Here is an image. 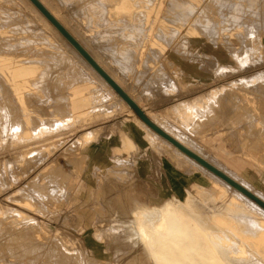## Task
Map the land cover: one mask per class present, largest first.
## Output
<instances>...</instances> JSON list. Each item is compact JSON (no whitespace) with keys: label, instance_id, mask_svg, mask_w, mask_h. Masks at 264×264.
<instances>
[{"label":"bare ground","instance_id":"1","mask_svg":"<svg viewBox=\"0 0 264 264\" xmlns=\"http://www.w3.org/2000/svg\"><path fill=\"white\" fill-rule=\"evenodd\" d=\"M0 1H2L4 4L6 3L12 4V6L17 5V4L20 5L19 1H21L32 11V13L37 17V19L42 25V26L41 25L38 26L39 24L35 22V20L34 21L28 20L26 18L27 14H25L26 16L24 15V12H25L24 9H23L24 12L23 10H20V9L18 11L8 10L10 11L8 12L7 9L5 10L2 7L0 8V31L2 30L4 31L5 29H8L9 32L13 34L12 36H0V59L6 60L8 59V57H14L15 59L28 58L27 61L25 60L23 61L24 64H35V65L38 64V65L44 66V69L42 68L43 72L40 74L39 80L38 81L33 80L34 82L31 83V87H33L34 90L36 88L40 92H43L46 96L45 99H42L32 92H26L25 94L23 93L24 96L21 98L19 94L21 89H19L17 84L15 83L17 80L14 82L11 77V73L9 74L7 71H3L0 68V130L4 129L6 132L14 131V133L16 132L17 135L19 136H26L27 140L32 139L33 142L36 139H38L37 140L38 142L35 141L36 143H31V141H29L28 145L30 146L33 145V147L36 146L35 148H38L37 150H34V151H37L36 157H35L36 159L40 156H43L46 159L47 157H49V152H47L48 150L46 151V147H47L46 145L48 144V141L50 143V138H49L50 136L46 138L47 140L43 139L44 141H46V144L43 147L42 145L40 146V144H42L44 141L39 142V139H41V137L44 138L43 136L46 137V133H45L47 132L46 130L48 129L50 130L53 127H55V129L57 128L56 130H54L55 131L54 134L56 135L57 130L58 131L61 130L59 129V125L63 124L64 122L63 119L65 118L69 117V119H65V121L67 120V122L68 121L72 122L74 118H82L81 115L82 113L85 112V110L82 109L83 105H79L80 104L79 101L74 98L73 91L77 89L78 87H80L82 84L84 85L86 83L93 84L97 86L98 88L101 87V89H103L105 92H107L112 97L111 101L114 100L116 102L115 105L116 104L119 105L123 111H126L129 114H132V112L130 111V109L133 111L132 107L121 97V95L114 89V87L100 73V71L92 64V62H90L82 54V52L58 29L56 25H54V23L43 13V11L32 0H0ZM35 1L41 6V8H43L51 16L53 20H55V22L59 26L63 28V30H65V32L73 39V41L77 43L80 46V48L92 59L95 65L105 75H107V77H109L140 108V106L137 104L139 102H136L137 101L136 98L134 97V99L136 100L134 101L130 97L131 96L129 95L130 93L128 94L125 91V89H123V86L125 84L121 87L120 85L121 81H119V79L117 78L119 75L117 74L118 76L116 77V75L112 73L113 71L111 72V70L108 69L107 66H105V63H106L105 58L103 59L98 53V47L103 44L102 41L104 40L106 41L108 39V38L106 39L107 36L105 37L104 40H102L104 38L102 36L101 38L102 41L97 40L96 36H94L95 38L93 37L91 38L85 34V32H87V30L91 27L81 29L80 27H75L73 25L76 28V30H79L78 31L79 34H77V31L75 34L73 31V28H70L72 26L70 25L69 27V24L67 25V22H69L68 20L67 22L60 20L62 16L59 17L58 13L61 11L59 12L55 11V8L57 7V5L56 7H54L53 4H50L46 0H35ZM66 1L64 2L66 3ZM76 1L74 0V2ZM109 1L111 2L114 0H109ZM146 1L150 7L157 0H145V2ZM168 1L169 0H158L159 10H161L165 4L167 5V3H169L168 8H167L169 12L168 11L167 12L168 14L173 13L174 14L173 17L175 19V22L171 20L172 25H175L173 23H177L179 24V26L177 25L178 26L177 29H175L176 28L175 27L170 32V34L172 33L171 39L166 40V38H163L164 40L160 39L161 41H164V42L166 41V43L169 42V45H170V41L173 42V39L177 35H181L182 36L181 39L183 40V42L180 40L181 41L180 46L184 49L189 44L187 39L194 40L191 36L192 35L191 33L196 32L197 35L204 38L205 44H208L209 48L214 50L211 53H207V52L203 53L205 54L204 56H206L205 58L210 60L208 61L209 63L207 62L209 65L205 63L206 67L209 68V66H212L213 69H216V68L221 69V66H223V65H220V62H221L220 57H219L220 55L217 52V48L220 47V44H221V46L224 47L226 53L230 55V59L234 61L233 57L235 56V59L237 60V62L240 61L243 65H246V66L248 65L251 68L253 59L257 57L255 56V58L254 57L251 58L254 55L249 56L250 55L249 51L251 52V49L253 48V46H251L254 41L253 39H255V37L254 38L252 37L256 36L253 34L255 33L258 34V38H257L258 40L264 39V34H260V33H264V20L262 19V21H260V18H259L258 20L259 23L257 24L255 21L254 23L249 22V19H248L249 15L254 14V13L252 14L248 12L251 10L254 11L253 9L256 7L255 3L256 2L258 3V0H202L205 3V5L202 4L203 6L201 7L194 0L192 1L191 0H171L170 2ZM69 2H71V0ZM74 2H72L73 5H74ZM88 2L89 0H87L86 3ZM91 2H89V4L87 5L90 6L93 4L92 7L95 6L94 4L96 3L93 2L92 4H90ZM86 3L84 4L86 5ZM104 3L105 2H103V4ZM259 3H261L260 0H259ZM71 4H70V7H72ZM101 4H102V0L100 3V6H102ZM67 5L69 6V4ZM89 6H88V9L91 7ZM97 6H99V4H97ZM92 7L90 8L91 10H92ZM83 8H85L84 5H83ZM109 8H110V5H109ZM109 8H107L108 16L110 15ZM146 8L144 10H139L133 13L131 16V18L133 19L135 18L133 21H136V19L137 21H139V19L143 17L147 23L149 8L147 9ZM164 8H166V6ZM88 9L85 8L86 11ZM95 9L98 10L101 8H94L93 11H95ZM98 11H97V15L95 12V15L97 18H99ZM104 11L105 10H103V13H105ZM73 12H75V14L78 13L76 12V10L75 11L73 10ZM73 12L72 14H74ZM84 12L82 10L81 14L79 15H82V13ZM79 13H80V10H79ZM87 13H85V16ZM99 13L101 12L99 11ZM115 13L117 14L116 11ZM79 15H75V16H79ZM126 15H122L118 19V21H114L113 25L104 24L106 25L104 28L107 29L106 31H110L109 32L110 36L115 35L116 34L115 31H118L120 34V30H122L121 32L125 30L126 31L134 30L132 32L133 34L136 30L137 31L136 34L139 32L143 34L141 37H139V42L144 43L143 41L147 39V36L145 35H147V32H148V30L146 29L147 28L146 23L142 27L141 23L137 25L136 23L137 21L132 22V23L131 21H128V20L126 21V19L124 18H129ZM169 15H172V14H169ZM169 15H166L167 18ZM214 15H218L219 21L215 19ZM255 15H257L258 17L259 14H255ZM166 16L164 15L165 18ZM88 17L89 16H87V18ZM94 17L92 16V18ZM101 17H102V13H101ZM173 17H170V18H173ZM260 17L263 18V16H260ZM82 18H84V16ZM82 18L80 16V19ZM97 18L95 19V21L98 20ZM64 20L66 21V19ZM104 20L105 18H103V21ZM103 21L100 22L102 26H104L102 23ZM143 21H142V24H144ZM92 22L90 24H92ZM96 22L98 23V21ZM97 23H95V26H98L96 25ZM74 24L76 25V23ZM140 25L143 29L138 31L137 28L140 29L141 27H138ZM46 30H49L52 33L53 37L56 38L58 42L60 41L66 47L65 50H67L68 54H65L63 52L64 48L61 47V45H59L58 43L52 42V37L49 36ZM82 30L85 32H83ZM234 30H238V32L234 34L236 37V41H234L231 38V35H224L223 38L221 37L223 33L231 32ZM27 32L32 33L34 35L33 38L35 39V41L38 40V42L37 41L35 42L32 38H31L32 40L31 39L29 40L28 38H25V37H22V38L19 37L21 33L25 34ZM167 35L169 37L168 33ZM133 38H136V40H138V37L136 36ZM159 38L157 39L159 40ZM125 40H128V39L126 38ZM254 42L258 44L259 41L257 42L254 41ZM36 43L44 44V46H47V49L50 48V49L57 50L55 53L57 57L52 56L53 55L52 53L54 52H51L47 49L45 51H42L39 49L37 50L36 48H34V46H36ZM88 43L96 46L97 49L94 46L90 47ZM259 45L263 46L264 48V43L262 44L259 43ZM250 47L252 48L248 50V48ZM92 48H95V50ZM135 50H133V48L131 47L127 49L126 53L127 55H130L131 53L137 52ZM253 51H255V49ZM57 52L59 53L58 55H57ZM103 52H104V55L107 54V52L105 51ZM140 55L142 56V53H140ZM153 55L155 56V57L153 56L154 58H158V56L164 55V54L162 53L161 50L156 49V51H153ZM151 60H153V58ZM202 60L203 59H201V61ZM198 61L200 60L198 59ZM168 62L170 61L168 60ZM191 62L192 61H190V63ZM143 63H146V62H143ZM250 63L251 65H249ZM171 65L173 66V64ZM175 66L178 67L176 63H175ZM255 66L256 65L254 64V67ZM164 67L162 66L163 70H164ZM252 68H253V65H252ZM82 69H85V71L87 72L86 75ZM159 71L161 72V70ZM156 77L158 78V76ZM94 79L99 83L100 86L96 85L92 81ZM178 79H180V77H177V80ZM163 80L165 81L163 82ZM166 80L167 79H164L163 77L161 79L159 78L158 80H155L154 84H157L156 88L159 89L158 87H160V85L165 83ZM172 80L174 81V79ZM242 80H237V81L238 83L243 84L242 86H244V84L245 85L247 84L245 87L246 89H248L249 83L247 82L242 83ZM254 80L256 79L254 78ZM244 82H245V78H244ZM252 83H255V82H252ZM173 84L176 88H178V86L175 83ZM148 85H150V83ZM153 85L151 87L149 86L150 88L147 87L145 92H147L148 95L151 94L152 96V94L154 93L153 90L155 89V87ZM256 85L255 86L250 85V87L253 86V89H249L250 92L247 91L248 93L244 94L245 96L244 99L247 103L245 104L246 105L249 104V107H247V109L244 108L243 110H241L243 114L245 113L244 115L246 117H244L243 115L244 119H246L245 121L244 119H241V120L239 119L240 121L236 119L235 121L230 122L231 123L230 124L229 116L227 118L228 120L226 119L227 112L236 111L237 113V111H239L238 109L239 106L237 108L238 104H236L235 106L233 102H230L231 105L233 103L232 106L236 107L238 110L231 109L230 111L229 109L228 111L227 110L228 106L226 105L227 104L226 103L225 105L227 107H225V110H227V112L224 114H221L224 110V107H223L225 106L224 103L226 102V101L224 102L223 99L224 98L227 99L225 95L226 96L230 95V94L228 95V93L223 94V92L227 91V89L221 88L220 91H216V90L213 91V95H215V98L212 97L213 99H210L208 105L206 104L207 105L206 107H199L197 108V110H192L194 108L193 106L186 107L188 108V111H189V117L185 116L187 117L188 120L185 122L183 121L182 123L184 125L183 127L190 128L189 129L190 131L194 130L196 133H199L200 132L199 128L201 127V125H198L196 121L204 122V120H206L207 121L206 123H209L210 125H212L211 130L215 131L217 129L215 131L217 132L218 130L220 131L221 129L220 132L224 133V135L227 136L228 141L232 140L228 132H231V133L235 132L237 133L236 136H238V133L244 136L245 135L249 137L253 136L254 141L257 139V143L260 142L261 144L264 145V136H263L264 116L259 115L261 113L259 112L260 106L258 107L255 105L256 102H258L256 100L258 99L261 100L264 93L260 92L258 88L256 91L255 90ZM227 92H230V91L228 90ZM231 92L234 93L233 90ZM244 92H246L245 89H244ZM236 93L237 91H235V94ZM98 94H100L99 91H98ZM241 95H239V97L237 95L239 102H242L244 100L241 97ZM230 96H231V101L233 100L235 102V99H232V93ZM143 97L144 96L142 95V98ZM96 102L97 100H94V103ZM109 105L110 104L108 103V105H105V106H109ZM243 106L245 105L243 104ZM150 113L151 114L149 115H152V112ZM262 113H263V110H262ZM234 114H231V115L234 117ZM222 115L225 117L223 118ZM237 115H240V114L238 113ZM220 118H223L221 119L222 121L220 120ZM134 119H135V123H137L140 126V128L143 127L145 129V131L148 134V137L147 136L146 137L149 139L151 137L152 139L151 143L155 147V149H157L158 146H160L163 148V149L161 148L162 152L163 150L164 152H167L165 154H167L171 158L176 170L182 172L183 174L187 176H192L196 173L203 174L204 177L206 176L213 183V189H209L204 186H199L194 191H186L188 192V196L186 197L185 202H182L178 200V198L173 197L169 200L170 202L168 201L167 204L162 208L146 209L142 207L139 211L135 212L133 211V205L138 203L140 199L138 196H135L136 195L135 187L132 188L134 186L132 185V183L134 184V182H136L135 179H134V182L133 181L130 182L127 180L128 173L130 171H133L132 168L127 167L128 166L127 164H129V162L126 163V161L123 160L124 163L120 162L121 165L115 168L116 170L114 168H112L113 170L111 169L108 170V172L110 171L109 176L112 177L111 178L112 180L110 181L109 186H105L100 181L101 179L100 177H102L101 176L102 174L98 173V170L101 171V168L95 170V172L93 171L94 172L93 173L94 183L96 184V187H95L96 189L94 192V200H93V203L91 204L92 208L95 209L96 211V209H98L100 206L101 207L104 206L105 208H107L108 210L112 212L111 216H115L114 219H107L106 217H104L103 219H98L101 224L106 222L108 226L104 229L98 228L96 230L95 237L99 241H105L107 245L111 243L114 246V249L118 252L117 254H119L121 257V258L119 257L118 260L114 261L115 264H146L145 257L147 256L151 259L153 264H264V207L261 206L259 203H257L254 199H252V196H253L264 204V194L260 190L252 186L250 183H248L246 180H244L235 171H233L226 164H224V162L219 161L220 159L218 160L216 157L208 155V153L205 152V149L201 147L200 145H195L196 142L193 143L194 140L192 142L191 140L187 141V138L185 139V136L183 135L184 134V131H183L184 129L182 130L183 127L177 130V129H173L172 127L165 125L160 120L156 122L160 126V128L161 129L163 128L167 132L168 135L170 134L169 136H171L176 142L181 144L191 153L195 154L196 156L204 160L208 165L213 167L217 172L221 173L225 178L216 174L212 170L202 165L196 159L192 158L185 152L181 151L178 147H176L170 141L162 137L152 128L151 129L155 133H157V135L153 133L152 131H150L149 129L150 127L146 123L145 124L149 128L145 124H143L144 122L142 120L141 121L143 123L138 118H134ZM190 119H192V121ZM224 119H226L225 120L226 122L223 124ZM201 122H198V123L203 124ZM193 123L196 126L192 125ZM191 125L194 127L191 128ZM225 126L226 128H223ZM61 128L63 129V125L61 126ZM49 130L48 132L52 133V129L50 131ZM64 132L65 134L68 133V132L66 133V131ZM252 132H253V135H252ZM63 135L64 134H61L59 137ZM89 135L90 134H84L82 138L76 139V141L74 143H71V145H69L65 150V153L67 151V153L72 154V156L69 157L67 161L73 166L71 172L64 170V168L60 164L52 163L48 165L47 168L40 171L34 177V180H32L33 181L31 183L32 188L35 187L37 184H40V183H43V181H46L45 183L47 184V188L42 187V190L43 192L46 191L48 192V194H51L52 197H47L45 195H42V197L45 198L46 203L40 201L39 198L38 199L34 198V200L36 199L37 201L35 202L28 201L26 203L19 202V204H21L20 206H22L24 209L38 212L41 215H51L49 217H52L57 214L56 212H53L46 204L52 205L54 202L57 204V202L61 200L59 198H62L59 196L65 197L68 204L72 205V203L74 202L73 200L74 192L75 191L77 192L78 190L81 191L88 187L87 184H80V186H78V184L76 183V180H74V174H76V176H80V175L82 176L85 174L87 167H89L88 162H87L89 156L85 153L84 154L78 153L79 151H81L82 147L85 148L86 145L90 144L91 141H88ZM34 138L36 139L34 140ZM52 138L53 137H51V139ZM54 138L53 140H55ZM15 139L16 137L14 138L13 142L15 141ZM149 139L147 140L149 141ZM19 141L23 142L22 139ZM240 141L235 140V146L237 147L236 148L237 152L240 153L242 151H246L248 154H251V155L253 154V152L251 151L258 152L257 151L258 149L255 148L256 146L254 144L255 143L254 141L252 142L254 145L250 148L246 146V143H247L246 140H243V144ZM122 142H124L125 144L123 148L118 149V152L116 151L118 155L122 152L131 154L137 150L136 145L128 137L123 138ZM14 144H18V143L15 142ZM6 145L9 146L8 144ZM55 145L57 144L55 143ZM249 145H251V143ZM79 147L81 148L79 149ZM20 148L21 147H19V149ZM54 149L56 148L55 147L51 148L52 151ZM262 149H264L263 146H262ZM52 151L50 152L52 153ZM161 151L160 153H162ZM30 154L31 153L26 154L23 159L20 158L21 162L23 161V164H25L24 161L28 158V155ZM261 161H262V158H261ZM259 163L264 165V160ZM39 164L40 163H38L35 166L38 167ZM121 167H124V169L126 167L125 169L126 171L123 170L124 172L122 174H120L122 171L120 172L119 170H117L118 168H121ZM129 169H132V170L129 171ZM217 189H220V192H218ZM242 189L245 192L249 193L250 195L246 194L244 191H242ZM141 201H144V200H141ZM12 210L13 209H11V211ZM15 211L16 212L12 211L13 212L11 213L12 215L10 214L11 216H9V218L7 219L10 221L14 220L13 222H3L2 219L4 217L2 215L4 213L0 210V222H1L0 223V260L3 256H5V258L8 261L10 262L14 261L23 253L21 249L24 250V249L29 248L28 253H26L25 259L23 260L24 262L26 261L27 264H41V261H40L41 257L43 258L45 257L44 258L45 260L42 259L43 261L42 264H64L65 262H60V260L57 261L58 257H56V255H52V254L48 255V252L45 250V248L49 247L53 243L57 245V247L64 248L61 244L63 243L61 240L62 238H65V236L61 235V236L52 237L48 228L45 227L41 222L37 221L32 216L25 214L23 211H20V210L18 211L15 210ZM74 216L77 219H80L81 223L82 222L84 223V219L81 215L74 214ZM23 229L24 231H26L24 234L22 233L16 234L17 231H21ZM3 231H4V234H3ZM26 237L37 238L40 242H42L40 249L38 250L37 246L31 243L28 244L25 242H21V240L25 239ZM66 238L69 239V242H71L72 246H74L75 252H77L78 255L80 256V260L78 261H81V264H88L87 263L88 261H90L91 264H113L114 263V262L113 263L104 262L100 259L90 258L88 256L86 248L84 247V244H82L80 241H74L68 236H66ZM52 240L54 242H51ZM7 252H8L9 257L6 256ZM54 253H57V252H54ZM19 262H22V261L16 260L15 263L13 264H17Z\"/></svg>","mask_w":264,"mask_h":264},{"label":"rangeland","instance_id":"2","mask_svg":"<svg viewBox=\"0 0 264 264\" xmlns=\"http://www.w3.org/2000/svg\"><path fill=\"white\" fill-rule=\"evenodd\" d=\"M46 1L49 2L50 4H53L54 7H56V5H57V7L55 8V11H57V12L61 11L58 13L59 14L58 16L63 17V18L61 17L60 20H63L64 22H67V20H68L69 22H67V25L69 24V27H70V25L72 26L70 28H73V31L75 34H76V31H77V34H79L78 33L79 30H76L75 27H80L81 29L91 27L87 30V32H85L83 30L82 31L85 32V34L91 38L92 37L95 38L94 36H96L97 40H101L102 36L104 37L102 40H104L105 37L107 36L106 39L107 38L108 39L106 41L101 40L103 42V44L98 47V53L100 54V56L103 59L105 58V61H106V63L104 62L105 66H107V68L110 69L111 72L113 71L112 73L114 75H116V77L119 75L117 78L119 79V81H121L120 83L122 85L125 84L124 88L126 90H128V92H130L133 97L138 98L140 101H141V99H142V101L145 100V98H142V95H140V94H141L143 89H145L147 86H149L148 83H151L153 85L155 80H158L159 78L161 79L162 77L165 79L169 75L170 76L171 75L172 76L173 75L178 76V77H180V79H178V80L175 79L174 81H172V83H170L171 81L168 80L167 82L160 85V87H158L159 89L156 88L157 84H154L153 86L155 87V89L153 91L156 90L154 93H156V94L158 93L157 95L161 96L162 95L161 93L163 92L161 90H163V89H165L167 91H169V89H170V92L171 91H174V92L179 91V93L176 96H174V98L177 99L180 95H183V94H185V95L187 94L189 96H194L197 92H209L210 91L209 94L206 93L205 97H202V98L200 97V99H197L193 102H189V103L184 104L183 107L180 106V107L176 108V112L180 113L179 116L182 117V120L184 122L187 121L188 120L187 117H189V111H188V108H186V107L193 106L194 108L192 110H197V108H199V107H206L208 105L210 99L215 98V95H213V91H215V90L220 91L221 88H226L227 91L229 90L230 92L225 91V92H223V94L228 93V95L229 94L231 95V93H232V99H235V102L233 100L231 101L230 95H229L230 97L225 95V97L227 99H225V98L223 99L224 102L226 101L224 103V105L227 103L226 105L228 106V109L227 108L226 109L228 111H229V109H230V111H231V109L232 110L233 109L234 110L239 109V111H237V113H236V111L227 112V110H225V107H227V106L226 105L223 106L225 112L223 110V112L221 114H224L227 112L226 113V115H227L226 119L229 116V123L235 121L236 119L241 120V119H244V117H246L244 115L245 113L243 114L241 112V110H243L244 108L247 109V107H249V104L246 105L247 103L244 99L245 98L244 94L248 93L247 91L250 92L249 89H253V86L258 84V85H256L255 90L257 91V88H258V90L260 92L264 93V87H263L264 86V77H263L264 76V64H263L264 63V50H263L264 48H263V46L259 45V43L260 44L264 43V39L258 40L257 39L258 34H256V33L253 34L256 36H253L252 38L255 37V39H253V40L256 42L259 41L258 44L252 40L253 43L251 46H253V48L252 47L248 48V50L252 48L251 52L249 51V54H250L249 56H252V55H254V56H252L251 58H253V57L255 58V56L258 57V58L256 57L255 59H253V62H252L253 68H252L251 63L249 64V65H251V68H250V66H248V65L247 66L243 65L239 61V59H238L239 62H237V60L235 59V56L233 57V55H232V57H233L234 61L232 59H230V55L228 53H226L224 47L221 46V44H220V47L217 48V52L220 55L219 56L220 61H221L220 65H223V66H221L222 70L220 68L213 69L212 66H209V68L206 67V64H208L209 63L208 61H210V60L206 59L205 58L206 56H204L205 54H203V53L204 52L211 53L214 50L209 48L208 44H205L204 38L197 35L196 32L191 33L192 34L191 36L194 40L187 39L189 44L184 49L180 46L181 41L183 42V40L181 39L182 38L181 35H177L173 39V42L170 41V45H169V42L166 43V41L164 42V41L160 40V39L164 40L163 38H166V40L171 39L172 33L170 34V32L175 27H176L175 29H177V27L179 26V24H177V23H173L175 25H172L171 20H173L175 22V19L173 17L174 16L173 13H169L172 15L168 14L169 11L167 10V8H168L169 3H167V5L165 4L163 6V8L161 10H159L158 0L155 3H153L152 6H150V7L147 4V1L145 2V0H114L111 2L109 0H104V1L102 0L101 5L103 7L107 5L106 7L103 8L102 6H100L101 0L100 1L99 0H94V1L89 0V2L92 1L90 4H92L93 2L96 3V4H94L95 6H93V7H92L93 4L90 5L92 7V10H91L90 9L91 7L89 5H87V4H89V2L86 3L87 0H84V1L79 0V2H81V3H79L78 0L77 1L75 0L76 2H74V0H71V2H69L70 0H67V1L64 0V1H66V3L63 0L62 1L61 0H46ZM170 1L171 0H169L168 2H170ZM194 1L197 2L200 7L205 5V3L202 0H194ZM72 2H74V5ZM103 2H105V3L103 4ZM260 2L261 3H259V0H258V3L257 2L255 3L256 7L253 9L254 11L251 10L248 12V13H252V14L254 13L253 15L248 16L249 22H251V23H254V21H255L258 24L259 18H260V21H262V19L264 20V15H263V13H264V0H260ZM19 3H20V5L17 4V5L12 6V4H8V3L4 4L2 1H0V8L2 7L5 10L7 9V11L8 10L18 11L19 9L20 10L24 9L25 10V12L23 10L24 15L27 14L26 18L28 20H31V21L35 20V22H37L39 24L38 26H40L41 23L39 22L37 17L32 13V11L25 4H23L21 1H19ZM84 3H86V5ZM1 4L2 5L4 4V5L2 6ZM64 4H66V5H64ZM67 4H69V6ZM70 4L72 5V7H70ZM82 4L85 6V8L88 9V6L90 8L86 11L85 8H83ZM97 4H99V6H97ZM109 5H110V8H109ZM5 6H6V8H5ZM15 6H16V8H15ZM165 6H166V8H164ZM66 7H68V8H66ZM146 7L149 8L148 9L149 11H148L147 23L143 17H142L143 19L140 18L139 21H137V19H136L137 22L133 21L135 18L134 19L131 18L132 14L139 11V10H144ZM57 8H59V9H57ZM61 8H62V10H61ZM94 8H101L98 10L102 13V17H101V13H99V11L97 9H95V11H93ZM107 8H109V10H110L109 16H108ZM81 9L83 10V12L85 11L84 13H82V15L84 14L83 15L84 18H82L83 17L82 15H79V14H81V11H82ZM102 9L105 10L104 11L105 13H103ZM114 9L117 12V14L115 13ZM73 10L74 11L76 10V12H78V13L75 14V12H73ZM79 10H80V13H79ZM96 10L98 11V16L100 19L96 17V15H97ZM10 11H8V12H10ZM72 12L75 15H79V16H75L74 14H72ZM95 12H96V15H95ZM85 13H87L86 16H85ZM113 13L116 15H114ZM120 13H121V15H120ZM162 14H163V16H162ZM255 14H259L258 17ZM103 15H104V17H103ZM117 15H119V16H117ZM122 15H126L129 17V18H124V19H126V21L127 20L131 21V23L136 22L137 25H139L141 23L142 27L146 23V27H147L146 29L148 30V32H147V35H145V36H147V39H145L143 41L144 43L139 42V37H141L143 34H141L139 32V33H137L138 34L137 35L136 30L134 32L135 34L134 33L132 34V32L134 30L133 31H131V30L126 31L125 30L126 32L125 31L121 32L122 30H120V34L118 31H115L116 34L113 36H110V33H109L110 31H106L107 29L104 28L106 25H104V24L113 25L114 24L113 22L118 21V19ZM164 15L165 16L169 15V16H168V18H167V16L165 18ZM72 16H74V17H72ZM80 16L82 19H80ZM87 16H89L91 18H89V17L87 18ZM92 16L93 17L95 16V17L92 18ZM260 16H263V18H261ZM75 17H76V19H75ZM170 17H173V18H170ZM214 17H215V19H217L219 21L218 15H214ZM77 18H79L80 20ZM96 18L98 19V20H96V21H98V23L95 21ZM103 18H105L104 21H103ZM64 19H66V21ZM100 20L103 21L102 23L104 26H102V24L100 23L101 22ZM90 21L92 22V24H90L91 23ZM142 21L144 24H142ZM170 21H171V23H170ZM74 23H76V25ZM95 23H97L96 25H98L99 27L95 26ZM141 25L138 27H141ZM142 27L140 29L137 28V30L138 31L142 30L143 29ZM170 28H172V29H170ZM161 29H162V31H161ZM46 31L49 34V36L52 37V42H55V43H58L59 45H61V47L64 48L63 52L65 54H68L67 50H65L66 47L60 41L58 42L56 40V38L53 37L52 33L49 30H46ZM100 31H101L102 35H101ZM130 31H131V33H130ZM159 31H161V32H159ZM237 32H238V30H234L231 32H225V33H223V35H221V37L223 38L224 35H231V38L234 41H236V37L234 34H236ZM107 33H109V34H107ZM167 33L169 34L170 38L168 37ZM10 34L11 33L9 32L8 29H5L4 31L3 30L0 31V36H12L13 35V34H11V35ZM95 34H97V35H95ZM194 34H195V36H194ZM260 34H264V33H260ZM28 35H30V36H28ZM32 35H33L32 33L27 32L25 34L21 33L19 35V37L20 38L25 37V38H28L29 40L32 38L35 41V39L33 38L34 35L33 36ZM165 35H167V36H165ZM135 36L138 37V40H136V38H133ZM126 38L128 40H125ZM130 38H132V39H130ZM157 38H159V40ZM36 41L38 42V40H36ZM163 42H164V44H163ZM38 44L39 43H36V46H34V48H36L37 50L39 49V50L45 51L47 49V46H44V44H39V45ZM166 44H168V45H166ZM89 46L93 47L94 45L89 44ZM94 47L97 49L96 46H94ZM131 47L133 48V50L136 49L135 51H137V52H134V53H131L130 55H127V53H126L127 49L131 48ZM141 47H142V49H141ZM149 47H150V49H149ZM95 48H92V49L95 50ZM156 49L161 50L164 55H160L161 57L158 56V58H154L155 56L153 55V51H156ZM254 49H255V51H253ZM47 50L54 52V53H52L53 55L52 54L51 55L57 57L55 54L57 50L50 49V48ZM103 51L107 52V54L104 55ZM140 53H142V56L140 55ZM58 54L59 53L57 52V55ZM262 56H263V58H262ZM13 58L14 57H8V59H6V60L0 59V68L3 71H7L9 74L11 73V77H12L14 82L16 80L18 81V83H17V81L15 83L17 84L18 88L21 89L20 93H19L20 97L22 98L26 92H32L35 95H37L38 97L45 99L46 96L43 92H40L36 88L34 90V88L31 87L32 82L39 80L40 74L43 72L44 66H41L38 64L37 65H35V64H24L23 61L24 60L27 61L28 58H18V59H15V58L13 59ZM152 58H153L154 62H153V60H151ZM166 59H167V61H166ZM198 59L200 61H198ZM201 59H203V60L201 61ZM18 60L21 62H19ZM146 60L149 62L143 63V62H146ZM168 60L170 62H168ZM261 60H262V62H261ZM190 61H192V62L194 61L195 63L194 62L190 63ZM201 62H202V64H201ZM134 63H135V65H134ZM175 63L177 64L178 67L175 66ZM171 64H173V66ZM189 64H191V65H189ZM254 64L256 65L255 67H254ZM169 65L172 67H170ZM162 66L163 67L165 66L166 68L164 67V70H163ZM82 70L85 72V75H86L87 72L85 71V69H82ZM159 70H161V72ZM164 73H165V75H164ZM156 76H158V78ZM36 77H37V79H36ZM154 78H155V80H154ZM244 78H245V82H244ZM254 78L256 80H254ZM257 79H259V80H257ZM182 80H184V81H182ZM237 80H242V83H246V82L249 83V87H250V85H253V86H251L252 88L251 87L249 88L247 86L248 89H246L245 86L247 84L246 85L244 84V86H242L243 84L238 83ZM251 80H252V82H255V83H252ZM92 81L96 85L100 86L99 83L95 79ZM164 81L165 80H163V82ZM175 81H176L175 84L178 86V88H176L173 84V82H175ZM178 81H182L186 85L191 84L188 82L193 83V81H195L194 82L195 86H194V84H191V87L181 89ZM19 82H21V83H19ZM250 82H251V84H250ZM167 83H169V84H167ZM260 83H261V85H260ZM141 84H143V86H142L143 88L141 91H139V87L141 86ZM25 85H27L28 87ZM162 86H164V87H162ZM170 86L172 87V89ZM232 86H234V87H232ZM217 87H219V88H217ZM167 88H169V89H167ZM262 88H263V90H262ZM244 89L246 90V92H244ZM232 90L234 91V93L231 92ZM98 91L100 92V94H98ZM235 91H237L236 94H235ZM238 91L241 94L242 93L243 94L241 95ZM136 92H137V95H136ZM263 93H261V94H263ZM73 94H74V98L79 101V103H80L79 105H83L82 109H84L85 112L82 113V115H81L82 118H74L72 122H70V121L67 122V120L65 121V119H69V117L63 119L64 120V122L62 124L63 129L61 128L62 125H59V129H61V130H59V131L57 130L56 135L54 134L55 133L54 130H56L57 128L56 129H55V127L51 128L52 133L48 132L49 129L46 130L47 131V132H45L46 137L45 136H43L44 138L41 137L42 141H41V139H39V142H43L44 141L43 139H46V138H48V136H50L49 137L50 143L48 141V144L46 145L47 146L46 151L48 150L47 152H49V157H47L46 159L43 156H40L36 159L35 157H36L37 151H34V150H37L38 148H35L36 146L33 147V145H31V146L28 145L29 141H31V143H36V142H38L37 141L38 139L34 138V140L36 139L35 140L36 142L35 141L33 142L32 139L27 140L26 136H19V135H17L16 132L14 133V131H11V132L8 131L9 132V134H8V132H6L4 129L0 130V137H2V138H0V143L2 141V143L0 144V210L4 213L2 215L4 217L2 219V221L3 222H13L14 220L10 221L7 219L9 218V216L12 215L11 213L16 212L15 210H17V211L20 210V211H23L25 214L32 216L34 219L41 222L45 227H47L48 230L50 231L52 237L64 235L65 238H62V240H61L64 244H66V245H64L63 243H61L64 248L57 247V245H55L54 243L51 244L49 247L45 248V250L48 252V255L49 254L56 255V257H58L57 261L60 260V262H65L64 264H81V261H78V260H80V256L78 255L77 252H75L74 246H72V243L69 242V239L66 238V236H68L69 238H71L74 241H80L82 244H84V247L86 248L88 256L90 258L100 259L104 262L113 263L114 261L118 260L120 257V255L117 254L118 252L114 249V246L111 243L107 245L105 241H99L95 237V234H96L95 229L96 230L98 228L104 229L108 226L106 222L101 224L98 219H103L104 217H106L107 219H114L115 216H111L112 212L110 210H108L107 208H105L104 206L103 207L100 206L98 209H96V212L98 214V218H97V216L91 217L92 223L90 224L89 229H88L89 225H87L86 222L81 223L80 219H77L74 216V214L78 215L80 212H82L81 211L82 209H90L92 207L91 204L93 203V200L91 199L89 201L87 199V197L89 195H91V197H92V194H93V198H94V190L96 189L95 188L96 184L94 183V179L92 178L93 176L90 175L91 169L89 171H87L86 174H84L82 176L80 175L82 178L80 176H76V174H74V180H76V183L78 184V186H80V184H87L89 188L91 187L92 191H89V189H87V188L83 189L81 191L80 190H78L77 192L75 191L73 194L74 202L72 203V205H69L66 198L63 196H59L62 198H59V199H61L59 202L56 201L57 204L54 201H53L54 203L52 202L53 203L52 205L46 204V205H48V207L53 212H56L57 215H54L52 217H49L51 215H41L38 212H34V211H31L28 209H24L22 206H20L21 204H19V202L20 203H26L28 201H32V202L37 201L36 199L34 200V198H37V199L39 198L40 201L46 203V200H45V198L42 197V195H45L47 197H52L51 194H48V192H46V191L43 192V190H42V187L47 188V184L45 183L46 181H43V183L37 184L35 187L32 188L31 187V183L33 182L32 180H34V177L40 171L44 170L45 168L48 167V165H50L52 163L60 164V165H62L64 170L71 172L73 166L67 161H68V158L72 156V154L67 153V151L65 153V150L69 145H71V143H74L76 141V139L82 138L84 134H87L89 132H91V134L89 135V138H88L89 139L88 141H91L90 144L86 145L85 148L82 147V149H84V150L81 149V151H79L78 153H80V154L85 153L87 155H91V157H90L91 159L89 161L91 162V167H92L93 171L97 170V168L99 169L103 165L105 166V164H103V163L102 164L97 163L98 161H102L103 157H106L108 159V162H109V166L107 167L108 170H110V169L113 170L112 168H114V169L117 168L120 164L118 165V163H116L115 161H117L119 159H124L127 162H129L130 165L127 164L128 165L127 167L133 169V171H130L132 169H129L130 172L128 173L127 180L130 182L131 181L134 182V179H135L136 182H134V184L132 183V185H134L132 188L135 187V193H136L135 196H138L140 199V201L138 203L133 205V211H135V212L139 211L142 207H144L146 209L162 208L170 200V199L168 200V199L160 198V196H161L160 187L163 184V181L161 182L160 177L158 178V182L152 183L151 182L152 178L150 177L149 173H145L146 176H144V175H141L140 172L138 171L137 162L135 163V160H137V158L142 155L141 151H135L134 153H131V154H128L126 152H122L118 155V153H117L118 149H115L114 151L108 150V149L111 145L116 144L117 147L120 146L121 141L118 140L119 137L118 136H111L109 134V132H106V134L103 135V133H101V130H98V127L100 125H102L106 122L114 121L113 119L118 118V117L126 114L127 112L123 111L119 105H117V104L115 105L116 102L114 100L111 101L112 97L107 92H105L103 89H101V87L98 88L97 86H95L93 84H89V83H86L84 85L82 84L80 87H78L77 89H75L73 91ZM237 95H238V97H239V95H241V97L244 99L243 100L244 102L243 101L239 102ZM155 98L156 97H153L150 100L145 101L143 103L141 101V105L144 106L145 104H147L149 102L151 103ZM263 98H264V94H263V97L261 100L260 99L256 100L258 102H256V104H255L258 107L260 106L259 107V110H260L259 112H261L259 114L260 116L261 115L264 116V106H263L264 105V99ZM157 99H161V98H157ZM157 99H155L154 101L157 102L156 101ZM94 100H97V102L94 103ZM230 102H233L235 104V106H236V104H238L237 108H238V106H239V108L237 109L236 107L232 106L233 103L231 105ZM108 103L110 105L105 106V105H108ZM243 104L245 106H243ZM260 104H262V105H260ZM155 105H156V103H155ZM231 107H233V108H231ZM192 110H191V112H192ZM262 110H263V113H262ZM184 112H186V113H184ZM228 113H230V114H228ZM238 113L240 115H237ZM112 114H114V115H112ZM231 114H234V117ZM243 115H244V117H243ZM151 116L153 117L154 115H151ZM185 116H187V117H185ZM222 117L224 118L225 116L222 115ZM232 117H233V119H232ZM167 118L173 126L178 127V128H176L177 130L180 129L179 127H181V128L183 127V124H182L183 121H182L181 125H179L177 123V118H176V115L174 113L168 114ZM223 118H220V120ZM76 119H77V121H76ZM119 119H116L115 121H118ZM226 119H224L223 124L226 122L225 121ZM155 120L158 121L157 118H155ZM190 120L192 121V119H190ZM245 120L246 119H244V121ZM249 122H250V120H249ZM64 123H65V125H64ZM130 125H133V124L130 123ZM223 128H226V126ZM189 129L190 128H184V127L182 128V130L186 131L187 134H189V136L198 140L197 133L194 130L190 131ZM63 130L66 131V133L67 132L68 133L65 134V132ZM190 132H192L193 134ZM48 133H50L52 135H50ZM57 133H59V134H57ZM61 134H64L65 136L63 135V136L59 137ZM228 134L232 138V140L230 141L231 142L230 144L233 146V148L235 149L236 152H237V149H236L237 147L235 146V140L236 141L241 140L240 142L242 144H243V140H246V142L248 143V144L246 143V146H248L249 148L255 144V146H256L255 148L258 149V151L262 150V146L264 148V145L261 144L259 141H258L259 143H257V139L255 141L253 140V136H252L253 132H252V135H250L252 137H249L246 135L244 136V135L238 133V136L240 135L243 138V140L240 136L239 137L236 136L237 133H235V132L234 133L228 132ZM57 135L59 138L57 137ZM203 135H205V134H203ZM263 136H264V133H263ZM15 137L17 140L15 139V141L13 142ZM51 137H53V138L56 137L58 140L56 138H54L55 140H53V138L51 139ZM7 138H9V139H7ZM21 139L23 142L19 141ZM248 140H250V141H248ZM24 141L25 142L27 141V142L25 143ZM57 141H58L59 145H58ZM253 141L255 142L254 144L252 143ZM15 142L18 144H14ZM55 143L57 145H55ZM122 143L124 144V142H122ZM250 143H251V145H249ZM4 144H5V146H4ZM6 144H8L9 146H7ZM21 144H23L24 147ZM45 144H46V141H44L42 144H40V146L42 145V147H43V146H45ZM49 145H51V146H49ZM195 145H199V144L195 143ZM13 147H14V149H13ZM19 147H21V148L19 149ZM42 147H41V149H42ZM52 147L53 148L55 147L56 149H54L52 151L51 150ZM123 147H124V145H123ZM80 148L81 147H79V149ZM151 149L152 150H150V152H147L149 154V156H151V155L153 156V153H154V155H157L159 158L164 157L165 155L167 156V154L163 153L162 151H161L162 153H160V151H157L154 148H151ZM50 151H52V153ZM205 152L207 153L208 151H206V149H205ZM29 153H31V154L28 155V158L24 161L25 164H23V161L21 162V159H23L24 156L26 154H29ZM238 154H241V155L245 154L246 157H253L251 154H248L246 151H242L240 153L238 152ZM216 158L218 160L220 159L219 157H216ZM17 159H19V160H17ZM219 161L224 162V164H226L229 167L228 163H226L224 160L220 159ZM66 162H67V164H66ZM38 163H40L38 165V167L35 166ZM256 163H259V162L256 161ZM125 169H126V167H125ZM125 169H124V167H121V168H118L117 170H119L120 172L122 171L120 173V174H122L124 171H126ZM109 172L108 171H107V173L103 172L105 174L102 173V175H101L102 177H100L101 183L104 184L105 186H109L110 181L112 180L111 179L112 177L109 176L110 175ZM131 172H132V174H131ZM98 173H101V171L99 170ZM159 176H160V174H159ZM175 179L177 181V183L175 184V197L178 198V200H180L182 202H185L186 197L188 196V192H186V191H194L199 186H204V187H207L209 189H213V183L206 176L204 177L203 174H201V173H196L192 176H187V175L183 174L182 172L176 170V168H175ZM217 191L220 192V189H217ZM261 192L264 194L263 191H261ZM19 195H21V196H19ZM84 197L87 200L86 204L84 203ZM141 200H144V201H141ZM11 209H13L12 210L13 212L11 211ZM8 210H9V212H8ZM97 222H99V223H97ZM25 232L26 231H24V229H23L21 231H17L16 234H18V233L24 234ZM3 234H4V231H3ZM82 240H83V242H82ZM21 242H25L28 244L31 243L33 245H36L38 250L40 249L41 244H42V242H40L37 238H31V237H26L25 239L21 240ZM51 242H54V241L52 240ZM28 249L29 248L24 249V250L21 249L23 251V253L16 260H20L22 262H19L17 264H27L26 261L24 262L23 260L25 259L26 253H28ZM54 252H57L58 254L54 253ZM6 256L9 257L8 252L6 253ZM44 258L41 257V260H40L41 264L43 263L42 259H44ZM16 260L10 262L5 258V256H3L0 260V264H13V263H15ZM145 262H146V264H153V262L151 261V259L148 256L145 257ZM87 263L91 264L90 261H88ZM113 264H115V262Z\"/></svg>","mask_w":264,"mask_h":264},{"label":"crops","instance_id":"3","mask_svg":"<svg viewBox=\"0 0 264 264\" xmlns=\"http://www.w3.org/2000/svg\"><path fill=\"white\" fill-rule=\"evenodd\" d=\"M148 62L146 61V63H148ZM134 65H135V63H134ZM177 77L175 75L174 76L169 75L165 79L169 80V78H170V80H172V79L175 80V78H176V80H177ZM167 80H166V82H167ZM182 81H184V80H182ZM182 81H178L181 89L191 87V84H194V82H195V81H193V83L188 82L191 84L186 85ZM173 83H176V82H173ZM120 85H121V87L123 86L122 84H120ZM142 86H143V84H141V86L139 87V91L142 90V88H143ZM149 86L151 87L152 84L150 83ZM149 86H147V87H149ZM219 87H217V88H219ZM123 88H124V86H123ZM146 88L143 89L142 90L143 93L141 92V94H140V95L145 96V100L144 101L141 100L142 103L150 100L153 97H156L155 99H157V98H161V99H157L156 100L157 102H155L154 101L155 99H154L151 103L149 102V103L145 104L144 106H142L141 102L138 98H136V100H137L136 101L134 99V97H132V94L130 92H128V90H126L125 88L124 89L128 94L130 93L129 95H131L130 97L134 101L140 103V104L139 103H137V104L140 106V109H142L143 112H145L147 114V115L146 114L145 115L147 116V118L152 123H154L157 127L160 128V126L156 123L157 121L155 120V118H157L158 120L163 122L165 125H167L169 127H173L174 129H176L178 127L173 126L169 122L167 115L170 113H174L176 115V118H177V123L179 125H181L183 120H182V117L179 116V113L176 112V108L180 107V106L183 107L184 104L189 103V102H193L197 99H200V97L201 98L205 97L206 93L209 94V92H210V91L209 92H197L194 96H189L187 94L186 95L183 94V95H180L177 99H175L174 96H176L179 93V91L178 92H174V91L170 92V91L163 89L161 96L157 95L156 93H153L151 96V95H148L147 92H145ZM153 92H155V91H153ZM146 94H147V96H146ZM136 95H137V92H136ZM155 103H156V105H155ZM130 111L132 112V114L126 113V114H124L118 118L113 119L114 121L106 122V123L100 125L98 127V130H101V133H103V135H105L106 132H109V134L111 136H118L119 137L118 140L121 141L119 147H117L116 144L111 145V146L109 145L110 147L108 150H112V151H114L115 149L123 148V145L125 143L124 144L122 143V139L124 137H128L136 145V147H137L136 151H141V154H142L140 157L137 158V160H135V162H137L138 171L140 172L141 175H144V176H146L145 173H149L150 177L152 178L151 179L152 183L158 182V178L160 177L161 182L163 181V184L160 187V194H161L160 198H164V199L169 200V199L175 197V184L177 183V181L175 179V166H174L171 158L168 155L167 156L165 155L164 157L159 158L157 155H154V153H153V156L152 155L149 156V154L147 152H150V150H152L151 148L155 149V147L151 143L152 139H151V137H150L151 140L149 138H147L148 134L145 131V129L143 127L140 128V126L137 123H135L134 118H138L141 121V119L137 115V113L134 110L132 111L131 109H130ZM150 112H152V115H154L153 117L151 115H149V114H151ZM112 115H114V114H112ZM116 119H119V120L115 121ZM198 122H201V121H198ZM198 122L196 121V123L198 125H201V127H202V128L201 127L199 128L200 132H202V133H200V132L197 133L198 140L189 136V134H187V132L184 131L183 135L185 136V139L187 138V141L191 140V142L194 140L193 143L196 142L197 144L202 146L204 149H206V151H208L207 152L208 154L210 153L209 155L219 157L220 159L224 160L226 163H228L229 167L233 171H235L239 176L243 177L248 183L253 185L256 189L264 192V165L256 163V161L262 162L264 160V150L263 149L260 151L257 150L258 152L255 151L256 153L254 151H251V152H253V154H252L253 157H246L244 155L238 154V152H236L235 149L233 148V146L230 144L231 142L227 140V136L224 135V133L220 132L221 129H220V131L218 130L217 132H215L217 129L215 131L211 130L212 125H210L209 123H206L207 122L206 120H204L205 123L203 121L201 122L204 125L200 124ZM130 123H132L133 125H130ZM143 124H145V123H143ZM207 124L210 125L211 127L208 126ZM192 125L196 126L194 123ZM192 125H191V128L194 127ZM206 126H208V127H206ZM179 128H181V127H179ZM196 128H194V129H196ZM149 129H150V131L155 133L151 128H149ZM161 130L166 132L163 128ZM87 134H91V132H89ZM155 134L157 135V133H155ZM166 134H167V132H166ZM203 134H205V135H203ZM147 139H149V141ZM158 148L155 150L161 151L163 149L160 146H158ZM163 152H164V150H163ZM164 153H167V152H164ZM88 156H89V158H88V166L89 167H87L85 174L87 173V171H89L91 169V174H92L91 176H93L92 178L94 179L93 173L95 171L93 172L92 167H91V162L89 161L91 159L90 158L91 155H88ZM261 158H262V161H261ZM121 160L123 161L124 159H119L116 161V163L118 162L121 165V163H120V162H122ZM97 163L105 164V166L103 165L102 167H100L101 171H102L100 174H102L103 172L107 173V171H108L107 167L109 166L108 159L106 157H103L102 161H98ZM126 163H127V161H126ZM103 174H105V173H103ZM159 174H160V176H159ZM87 189H89V191H92V189L89 187H87ZM94 192H95V190H94ZM87 199L89 201L91 199L94 200L93 194H92V197H91V195H89L87 197ZM84 203L85 204L87 203V200L85 197H84ZM81 211L82 212H80L78 215H81L83 217L84 223L86 222L87 225H89V227H88V229H89L90 224L92 223L91 217L97 216V218H98V214L95 211V209H93L92 207L90 209H82ZM95 231H96V229H95Z\"/></svg>","mask_w":264,"mask_h":264},{"label":"water","instance_id":"4","mask_svg":"<svg viewBox=\"0 0 264 264\" xmlns=\"http://www.w3.org/2000/svg\"><path fill=\"white\" fill-rule=\"evenodd\" d=\"M42 11L43 13L54 23V25H56L58 27V29L82 52V54L90 61L92 62V64L100 71V73L109 81V83L114 87V89L121 95V97L132 107V109L137 113V115L140 117V119L146 123L150 128H152L154 131H156L158 134H160L162 137H164L165 139H167L168 141H170L173 145H175L176 147H178L181 151L185 152L186 154H188L189 156H191L192 158L196 159L197 161H199L202 165H204L205 167H207L208 169L212 170L213 172H215L216 174L220 175L221 177H224L221 173L217 172L213 167H211L210 165H208L204 160H202L201 158H199L198 156H196L195 154L191 153L189 150H187L185 147H183L181 144H179L178 142H176L171 136H169L168 134H166L164 131H162L159 127H157L154 123H152L147 116L145 115V113L109 78L107 77V75H105L96 65L95 63L92 61V59L80 48V46L75 43L73 41V39L65 32V30H63V28L61 26H59L55 20H53L51 18V16L43 9L41 8V6L35 1L32 0ZM225 178V177H224ZM242 191H244L242 189ZM245 192V191H244ZM246 194L250 195L249 193L245 192ZM252 196V195H251ZM252 199H254L257 203H259L261 206L264 207V204L259 201L257 198L252 196Z\"/></svg>","mask_w":264,"mask_h":264}]
</instances>
